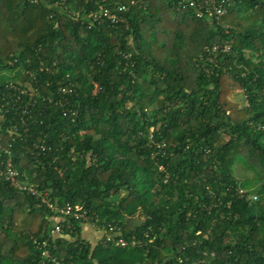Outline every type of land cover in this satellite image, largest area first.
Wrapping results in <instances>:
<instances>
[{
    "label": "trees",
    "instance_id": "trees-1",
    "mask_svg": "<svg viewBox=\"0 0 264 264\" xmlns=\"http://www.w3.org/2000/svg\"><path fill=\"white\" fill-rule=\"evenodd\" d=\"M57 1L0 0V65L15 72L0 88L29 71L40 90L29 135L1 143L57 205H82L144 245L91 243L75 221L50 238L54 253L72 264H264V0H229L219 23L197 16L204 0H122L128 27H88ZM214 45V61L201 59ZM151 128L165 155L152 158ZM238 161L253 180H237ZM52 216L0 178V264H51L34 240L49 237Z\"/></svg>",
    "mask_w": 264,
    "mask_h": 264
},
{
    "label": "built area",
    "instance_id": "built-area-1",
    "mask_svg": "<svg viewBox=\"0 0 264 264\" xmlns=\"http://www.w3.org/2000/svg\"><path fill=\"white\" fill-rule=\"evenodd\" d=\"M37 3L39 0H32ZM98 5V9H91L87 12L86 8L80 7L78 9L68 6L65 0L57 1L54 7L64 5L66 6V13L70 18L83 19L87 22L88 27L100 25L105 22H109L114 26L124 24L126 27L129 25V21L126 18V13L130 10V5H135L139 0H131L130 5L122 2V0H93ZM189 2L194 6L196 3L193 0L180 1L179 6H184ZM229 0H204L203 3L198 4L196 7V14L199 18H206L212 22H218L227 14L229 8ZM54 14H52L53 16ZM218 45L208 47L205 50L206 55L201 54L200 58L210 62L214 59L208 54H216L218 52ZM225 50L228 47L225 45ZM0 69H3L0 65ZM30 79L28 81L20 78L16 79V82H10L5 84L3 88H0V178L8 182L9 185L23 193L35 196L50 210L54 219V224L49 230L48 236L45 239H35L34 243L43 256H45L51 264H72L59 258L54 251L57 250V245L50 238H56L64 234L67 228H72L73 222L77 221L81 223H88L98 231L102 232L101 242L106 245L109 243L116 244L121 247H136L143 246V240L136 236L125 237L122 235L121 229L115 225L108 223L106 225H100V218L95 212H91L88 208H85L79 204L65 203L63 205H57L53 202L48 195V192H40L38 185L32 183L24 177L26 175L19 171L15 166L13 152L11 150L12 142L8 146H4L1 143L3 134H7L8 138L14 140L16 137L21 139L27 137L30 127L34 121V112L37 107V97L40 95L39 87L37 86V77L34 72H29ZM73 87L60 86L59 91L61 93L72 92ZM50 102L53 100L51 96L47 98ZM66 114V113H65ZM153 129L150 131V145L155 148L152 152V158L158 153L165 155L166 142H158L153 139ZM37 149L35 156H39L41 152L49 149L45 141L41 145H35ZM161 170L164 169L163 165H160ZM238 194L247 195V198L256 200L257 194L249 193L248 190L238 187ZM207 209L205 205L203 207ZM150 233L146 231L144 237L149 238ZM152 240V239H149Z\"/></svg>",
    "mask_w": 264,
    "mask_h": 264
},
{
    "label": "rangeland",
    "instance_id": "rangeland-1",
    "mask_svg": "<svg viewBox=\"0 0 264 264\" xmlns=\"http://www.w3.org/2000/svg\"><path fill=\"white\" fill-rule=\"evenodd\" d=\"M16 71H18V69ZM14 74H15L14 71H9L4 68L0 69V78L2 76L11 77ZM228 98L237 102L239 107L245 104L242 90L239 88L231 89L230 92L228 93ZM234 171L237 180L240 181L242 184L248 183V181L253 180V178L255 177V172L250 168L246 167L240 161L236 162V164L234 165Z\"/></svg>",
    "mask_w": 264,
    "mask_h": 264
},
{
    "label": "crops",
    "instance_id": "crops-1",
    "mask_svg": "<svg viewBox=\"0 0 264 264\" xmlns=\"http://www.w3.org/2000/svg\"><path fill=\"white\" fill-rule=\"evenodd\" d=\"M82 236L89 240L91 243H97L102 237V232L95 229L88 223H81Z\"/></svg>",
    "mask_w": 264,
    "mask_h": 264
}]
</instances>
